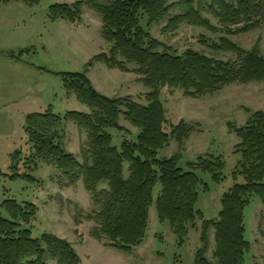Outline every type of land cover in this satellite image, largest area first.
<instances>
[{"label": "trees", "instance_id": "16d2710c", "mask_svg": "<svg viewBox=\"0 0 264 264\" xmlns=\"http://www.w3.org/2000/svg\"><path fill=\"white\" fill-rule=\"evenodd\" d=\"M17 1L34 5L41 0ZM86 2L102 15V34L111 45L109 53H100L93 60L124 71H130L128 63L135 64L133 70L150 89L147 103L108 97L96 89L85 72H59L65 90L75 93L90 112L71 110L62 115L50 106L29 114L24 130L31 151L29 155L23 150L11 154L9 176L35 183L38 179L34 172L43 162L72 183L82 178L95 203L101 205L94 235L105 239L107 247L132 252L142 244L154 203L160 222H168L179 245H183L190 226L203 217L197 203L200 189L207 191L209 186L200 172L209 173L213 181L220 183L225 177L226 161L210 153L189 162L184 169L181 156L159 158V151L172 138L183 143L193 130L184 121L173 126L171 132L166 129L162 90L181 89L186 96L199 98L233 83L264 82V55L258 45L244 49L231 38L264 27V0H77L51 5L49 17L77 23ZM175 10L180 12L169 20L165 30L175 31L188 23L222 32L219 40L202 41L214 52H231L236 59L223 60L194 49L177 53L154 38L150 28ZM204 10L218 19L220 28L203 15ZM121 114L139 132L136 141L124 140L118 147L110 130H125L119 123ZM67 120L87 133L83 161L64 146ZM228 125L239 139L234 150L239 161L232 173L236 182L222 196L218 221L202 218L203 247L197 251L194 264H244L251 250L246 238V208L255 195L264 207V109L251 112L241 126L233 122ZM240 177L242 182H238ZM103 183L108 188L99 190ZM158 186L161 190L155 201ZM1 206L9 217L0 216V264H81L68 240L49 232L34 236L36 204H20L7 198ZM211 226L215 229V250L213 260H208L204 253Z\"/></svg>", "mask_w": 264, "mask_h": 264}, {"label": "rangeland", "instance_id": "374dc122", "mask_svg": "<svg viewBox=\"0 0 264 264\" xmlns=\"http://www.w3.org/2000/svg\"><path fill=\"white\" fill-rule=\"evenodd\" d=\"M75 1L41 0L34 5L17 0L0 1V216L9 217L1 206L7 198H13L20 204H36L34 236L49 232L68 240L80 256L81 264H194L197 251L203 247L202 218L218 221L222 196L236 182L232 173L239 161V156L234 154L239 139L229 130L228 123L241 126L251 112L264 109V82L233 83L199 98L188 97L181 89L174 92L167 88L162 90L168 117L166 129L171 132L173 126L184 121L193 130L183 143L172 138L159 151V158L181 156L180 165L187 169L189 162L202 155L223 156L225 177L216 183L209 173L200 172L209 189H200L197 208L203 217L190 226L185 244L179 245L168 222H160L154 203L142 244L132 252L107 247L105 239L99 240L94 235L96 215L101 205L95 203L82 178L72 183L53 166L43 162L34 172L38 179L35 183L9 176L11 154L23 150L29 155L31 151L24 130L29 114L42 112L50 106L62 115L71 110L90 112L89 106L80 102L75 93L65 90L59 72H85L100 93L111 98L147 103L146 93L150 89L139 80L141 76L133 70L137 67L135 64L128 63L130 71H124L111 68L102 60H93L100 53H109L111 45L102 34V15L91 4L86 2L83 5L82 18L77 23L50 19L51 5ZM195 1L197 3L198 0ZM179 12L175 10L153 25L150 28L152 36L177 53L194 49L223 60L236 59L237 56L231 52H214L202 41L219 40L222 32H212L188 23L175 31L165 30L169 20ZM203 15L215 26H220L218 19L209 11L204 10ZM231 38L244 49L258 45L264 55V27ZM91 60L92 64L88 66ZM119 123L125 130H110L114 144L120 147L124 140L136 141L139 129L123 114ZM64 128L65 148L83 161L86 131L71 120L65 121ZM242 181L240 177L238 182ZM99 188L108 186L103 183ZM160 190L158 186L154 191L155 201ZM263 211L259 196H253L246 208V238L251 242V250L246 254L244 264H264ZM214 250L215 229L211 226L204 257L213 260Z\"/></svg>", "mask_w": 264, "mask_h": 264}, {"label": "crops", "instance_id": "0c3cea01", "mask_svg": "<svg viewBox=\"0 0 264 264\" xmlns=\"http://www.w3.org/2000/svg\"><path fill=\"white\" fill-rule=\"evenodd\" d=\"M1 1V0H0Z\"/></svg>", "mask_w": 264, "mask_h": 264}]
</instances>
